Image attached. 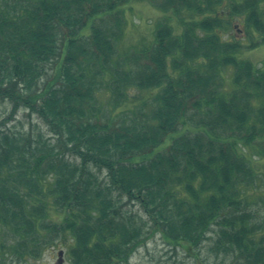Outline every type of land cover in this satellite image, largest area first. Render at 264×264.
Returning <instances> with one entry per match:
<instances>
[{
    "label": "trees",
    "instance_id": "obj_1",
    "mask_svg": "<svg viewBox=\"0 0 264 264\" xmlns=\"http://www.w3.org/2000/svg\"><path fill=\"white\" fill-rule=\"evenodd\" d=\"M131 1L0 0V99L42 124L0 133V258L130 264L159 234L264 264V58L243 56L264 0H151L150 40L122 50Z\"/></svg>",
    "mask_w": 264,
    "mask_h": 264
},
{
    "label": "rangeland",
    "instance_id": "obj_2",
    "mask_svg": "<svg viewBox=\"0 0 264 264\" xmlns=\"http://www.w3.org/2000/svg\"><path fill=\"white\" fill-rule=\"evenodd\" d=\"M156 2V0H155ZM157 3V2H156ZM163 13L159 11L157 5L151 0H133L130 7L126 10L127 23L125 25V35L120 43L122 49H134L135 47L141 48L146 44L150 38L157 18ZM174 24L177 26L175 19ZM238 28V27H237ZM239 29V28H238ZM237 29L239 37H245L240 29ZM245 41V40H244ZM122 49V50H123ZM248 53V55H247ZM243 56L249 58L255 62V64L261 65L264 58V45H260L256 48L246 49ZM48 78H52L51 74ZM152 95L151 90H142L135 88L130 90V97L133 100L132 104L140 109L142 102L148 100ZM149 108V107H147ZM145 108V110H147ZM13 105L5 100L0 99V133L2 131L13 132H28L30 129L38 133L42 124L36 114L28 113V110L19 108L13 113ZM102 116L106 115V112L102 113ZM43 126L42 130L46 129ZM254 165L257 171L260 173L262 179L259 182V186L255 190H251L249 193V201L252 206L262 216L264 213V152H255ZM137 209V206H135ZM212 240H206L202 246H200L196 253L198 257L189 255L181 250L180 246H172L169 242L165 241L159 234L151 235L146 242L134 251L130 257V264H172L174 260H183L185 264H235L237 262L234 259L233 253L228 252L225 254L223 250H218L216 253L213 248H210V242ZM63 249L60 246L46 250L43 256L37 260L28 258L27 261H20L16 256L5 260L0 258V264H58L59 251ZM65 250V249H64ZM69 259L64 255L63 264H69ZM62 264V263H61Z\"/></svg>",
    "mask_w": 264,
    "mask_h": 264
},
{
    "label": "water",
    "instance_id": "obj_3",
    "mask_svg": "<svg viewBox=\"0 0 264 264\" xmlns=\"http://www.w3.org/2000/svg\"><path fill=\"white\" fill-rule=\"evenodd\" d=\"M61 253H62V251H61L60 253H58V254L62 255ZM61 260H62V259H61Z\"/></svg>",
    "mask_w": 264,
    "mask_h": 264
}]
</instances>
